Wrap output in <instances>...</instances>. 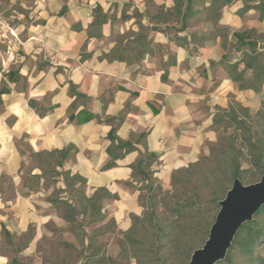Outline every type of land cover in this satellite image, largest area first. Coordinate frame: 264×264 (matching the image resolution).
<instances>
[{"label":"crops","instance_id":"0c3cea01","mask_svg":"<svg viewBox=\"0 0 264 264\" xmlns=\"http://www.w3.org/2000/svg\"><path fill=\"white\" fill-rule=\"evenodd\" d=\"M11 2L25 14L18 17L14 9L11 26L0 12V91L3 81L6 86L0 96V178L7 174L16 187L14 200L0 193V233L2 229L26 233L31 225L44 222L32 209V197L22 196V139L37 152L77 147L68 167L86 178L89 195L107 187L117 196L105 202V212L119 231H126L131 216L141 215L142 208L138 192L123 183L131 179L130 166L144 149L136 144L138 150L120 159L117 167L102 170L109 160L108 135L116 125L124 141L136 143V136L148 133V149L159 156L153 166L156 177L170 189L173 173L206 156L207 143L218 141L211 128L218 108H228L232 98L250 108L247 99L252 98L257 101L254 111L260 110L259 96L252 90L240 91L231 80L224 57L233 64L241 55L223 49V39L212 36L211 23L204 22L211 25L203 29L211 37L203 43L201 33L191 27L178 33L188 38L186 49L173 38L177 24L151 20L155 10L147 0ZM152 2L166 10L174 6V0ZM98 9L107 20L100 37H89ZM227 12L228 8L220 25L239 23L229 22ZM139 33H148V38L144 45H135L130 64L107 57L117 48L116 35L129 36L125 46L133 45V34ZM191 35L200 39L192 42ZM166 71L167 82L162 80ZM31 99L47 110L45 116L30 107ZM8 263L0 256V264Z\"/></svg>","mask_w":264,"mask_h":264},{"label":"trees","instance_id":"16d2710c","mask_svg":"<svg viewBox=\"0 0 264 264\" xmlns=\"http://www.w3.org/2000/svg\"><path fill=\"white\" fill-rule=\"evenodd\" d=\"M239 0H174V6L172 9L166 10L163 6L156 7L155 13L151 20L162 23L177 24L174 27V37L176 42L183 48L189 49L188 38L178 35L180 32H185L190 27L191 22L196 18L201 17L203 13H206V17L203 22L211 23L214 29L217 27L227 28L220 25V21L226 7L231 6L232 3ZM250 1L251 0H246ZM251 10L261 11L264 13V3L260 4H249L246 2L243 8L239 11L238 15H245ZM95 12V20L93 22L92 29L88 31V36H99L102 25L107 20L100 9ZM217 36L223 39V49L228 50L231 54H240L241 58L233 62H230V58L224 57V66L240 91L252 90L258 96L262 95L264 88V61L263 52L258 48L259 42L255 41L250 35V32H234L233 37L235 42L233 47L229 49V35H222L217 33ZM129 36H120L118 45L115 51L110 53L107 57L110 60H120L126 64L131 63L133 57L132 52L138 49L135 45H144L147 41L144 33L133 34L134 41L133 45H125V40L129 39ZM192 42L197 39L195 35H191ZM130 41V39H129ZM247 48V49H245ZM241 66L244 69L241 70ZM249 75H251L249 77ZM162 80L168 81V72L166 71L162 75ZM75 86H71V90L74 91ZM6 89L0 91V96ZM78 96L82 97V94L77 93ZM233 100V101H232ZM1 104V101H0ZM30 107L34 108L39 112L41 116H45L46 111L42 110L40 104L32 100L30 101ZM260 110L257 112V116L261 118L262 124H264V99L260 103ZM251 119V110L249 107H245L241 102L235 98L231 99L228 108H218L213 122L212 130L217 134L220 132V127L226 124V128H234L232 133L233 141L227 145H221V138L217 142L207 143L208 153L211 147L214 145H220V151L225 155H232V160L228 164L230 172L227 170L220 171L221 167L212 164V159L206 154L202 156L197 162L190 164L188 167L180 169L173 173L171 179V187L173 192H169L163 186V184L156 177L157 171L153 169V166L159 161V156L152 153L148 149L147 136L148 133H143L136 136L137 142L124 141L117 135L119 126L116 125L108 135L110 145L107 147L106 152L109 156V160L105 163L102 170L117 167L118 161L125 158L128 154L138 150L136 144H142L143 151L141 157L130 166L132 169V177L129 181L123 184L134 192H138V201L142 208L141 215L131 216V228L126 231H119L117 228L116 221L109 213L105 212L104 204L107 200H116L117 196L112 194L110 190L106 188H99L95 190L92 195L88 193L87 180L81 174H75L68 167V164L73 161L77 153V147L69 145L62 150H47V151H34V156L38 157L41 161L42 166L40 170L42 175L37 178L44 179V176L48 173L44 170V166L49 168V171L53 174L51 177L54 178L55 182L63 181L66 189L76 194L79 205L74 204L73 201H69L65 198H59L57 200H51V202L57 207L64 208L66 212L63 214V218L70 224L76 222L78 215H89L93 223H105L108 221L109 228L113 232L123 233V249L121 252H125V256L128 257V249L133 259L136 260L137 264H167L166 256L158 262L157 257L154 255L160 254L159 247L156 251L148 246L145 234L149 229L153 228L156 230V238L162 243L166 237L170 235L166 232L168 227H165V221H170L172 218V229H183L184 224L188 221L194 222L203 217L205 213H210L212 216L210 219L201 221L200 225L202 229L201 239L198 243H187L181 249V262L189 264L192 253L195 249L199 248V244H205L212 224L215 221L216 215L219 209V202L225 197L227 193L228 185L234 183L236 178L241 181L245 178L247 170L243 166V160L248 157V164L252 169H255L256 174L260 177L264 176V134L248 123ZM110 119L109 121H113ZM240 133V135H238ZM134 134L132 140H134ZM241 139L242 147H237L238 140ZM246 151L247 154L244 152ZM20 153L24 156L22 150ZM214 166V167H213ZM217 167V169H215ZM21 170V169H20ZM21 177L24 180V174L22 171ZM224 175L223 178L218 179ZM200 177L205 181L212 180L216 182L218 190L209 199L204 197L202 192V186L199 185ZM57 179V180H56ZM24 188L26 184H23ZM65 189V190H66ZM3 189L1 187L0 180V193ZM12 196L6 197L8 200H14L16 193L13 192ZM171 197L170 203L167 201V196ZM24 197H29L30 193L25 192L22 194ZM167 212L164 218L161 217L162 213ZM167 216V217H166ZM182 231V230H181ZM116 234V233H114ZM182 234L179 232V236ZM32 237H30V240ZM182 237L179 238L181 240ZM236 241L232 248L228 252V257L224 261L226 264H234V258L238 254L249 262V264L260 262L264 264V256L257 253L259 246L264 247V207L261 208L259 213L255 216L251 223L243 226L236 236ZM93 240L90 241L88 250L93 252L86 255L83 264H119L117 260L111 257H102L100 255L101 249H94ZM159 246V245H158ZM164 254V253H163ZM162 254V255H163ZM11 264V263H10Z\"/></svg>","mask_w":264,"mask_h":264},{"label":"rangeland","instance_id":"374dc122","mask_svg":"<svg viewBox=\"0 0 264 264\" xmlns=\"http://www.w3.org/2000/svg\"><path fill=\"white\" fill-rule=\"evenodd\" d=\"M0 12L3 14V17L6 18V22L14 26V22H11L10 19L14 15V9L20 15L25 14L23 8L20 5L12 4L10 1L14 0H0ZM239 0L231 4L228 8L227 19L229 22H232V19H237L239 23H232V26L226 27V29H222L217 27V29L213 28L212 36H217V33H221L222 35H229V49L233 47L235 38L232 36L234 32H250V35L253 37L255 41L259 42L258 48L262 50L264 54V13L261 14V11L252 10L247 12L245 15L239 16L238 13L241 9L239 6H243L246 2L249 4H260L264 3V0ZM19 3V2H18ZM150 9L155 10L156 6L152 2V0H147ZM135 15L138 16L136 13ZM206 17V13H203L201 17L196 18L191 22V29L193 28L196 32L201 33L199 37H201V43H203V39L210 38L211 35L209 32L204 31V27L210 26L203 22V19ZM240 18V20L238 19ZM231 19V20H230ZM7 28V25H5ZM232 29H235L232 32ZM208 36H206V35ZM146 35V39L148 38V33H144ZM174 36V34H173ZM232 36V40L231 37ZM120 35H116L118 39ZM223 44V43H222ZM231 46V47H230ZM247 49V48H245ZM132 56H135L134 52H132ZM264 61V56H263ZM251 75H249L250 77ZM5 83L3 81L2 88H5ZM259 102L264 99V88L262 91V95L258 97ZM233 101V100H232ZM247 103L250 106L251 110V119H249L248 123H250L254 129L260 130L264 134V124L261 122V118L257 116L256 110L257 101L256 99L248 98ZM260 107V106H259ZM226 124L220 127V132L217 134L218 140L221 138V145L225 146L229 142L233 141L232 133L234 132V128H226ZM240 135V133H238ZM20 149L22 150L24 156H22L23 161L21 163V167L19 172L22 171L24 174V180L21 177V192L22 194L25 192L30 193L29 197H32L33 206L32 209L36 210L39 215L43 216V224H33L29 227V231L26 233H12L8 230L2 229L0 233V256H3L9 259L8 264H83L84 258L86 255H89L93 252V250L89 251L88 247L90 245V241L93 240L94 249H101L100 255L102 257H111L114 260H117L119 264H137L136 260L133 259L131 253L128 251V257L125 256V252L122 253L123 249V233L119 234L118 232H113L111 228H109L108 221L105 223H93L89 215H78L76 222L73 224L68 223L64 218L63 214L66 212L64 208L57 207L54 205L51 200H57L59 198H65L69 201H73L74 204L79 205L76 194L74 192H70V190L66 189L64 182L54 181L52 178V172L49 171V168L44 166V170L48 173L44 176V179L37 178L42 175L40 170V166H42L41 161L38 157L34 156V152H32L31 147L26 140L22 139L19 141ZM237 147H242L241 139L238 140ZM246 154L247 152L244 151ZM212 159V164L216 166H220L221 170H227V173L230 172V167L228 164L232 160V155L224 154L220 151V145H214L211 147L210 152L207 154ZM248 157H245L243 160V166L247 170L245 174V178L242 180L245 185H250L251 183H257L261 181L260 176L256 174L255 169H252L248 164ZM214 167V166H213ZM217 169V167L215 168ZM21 176V172H20ZM224 175H221L220 178H223ZM1 187L3 189L2 193H6L7 196H12L13 192H16V187L11 177L7 174H4L0 178ZM57 180V179H56ZM26 184L27 188L23 187V184ZM200 184L202 186V192L206 199H209L213 194L218 190L216 182L209 180L205 181L200 177ZM232 187V184L228 185V189ZM66 189V190H65ZM169 192H173V188L166 189ZM167 201L170 203L171 197L167 196ZM219 210V209H218ZM219 212V211H218ZM167 212L162 213L161 217L164 218ZM212 214L205 213L203 217L198 220L188 221L184 224L183 229H172V221H165L164 226L168 227L166 232L170 235V237H166L165 240L159 244L156 238V230L151 228L147 233L146 241H148V246L152 248L154 251L159 247L160 254L157 253V257H161L158 259V262L165 257L167 259V264H184L180 260L181 249L188 243L194 244L200 242L202 229L201 221L210 219ZM167 217V216H166ZM182 230V231H181ZM179 232L180 234L179 236ZM116 233V234H114ZM30 237L32 239L30 240ZM182 237L181 240L179 238ZM159 245V246H158ZM204 244L200 243L199 248H201ZM164 253V254H163ZM257 253L264 256V247L259 246L257 249ZM163 254V255H162ZM234 264H249L247 259L240 256L239 254L235 256ZM159 264V263H158ZM219 264H226L225 262ZM253 264H261L260 262Z\"/></svg>","mask_w":264,"mask_h":264},{"label":"water","instance_id":"95a60500","mask_svg":"<svg viewBox=\"0 0 264 264\" xmlns=\"http://www.w3.org/2000/svg\"><path fill=\"white\" fill-rule=\"evenodd\" d=\"M219 212L206 243L192 253L189 264H219L228 257L240 229L251 223L264 207V176L245 185L239 178L219 202Z\"/></svg>","mask_w":264,"mask_h":264}]
</instances>
